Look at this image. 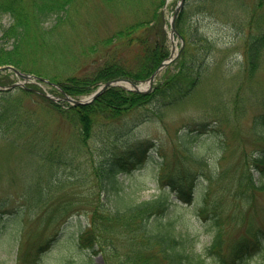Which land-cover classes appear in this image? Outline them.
Segmentation results:
<instances>
[{"label": "rangeland", "instance_id": "1", "mask_svg": "<svg viewBox=\"0 0 264 264\" xmlns=\"http://www.w3.org/2000/svg\"><path fill=\"white\" fill-rule=\"evenodd\" d=\"M178 1L132 0L129 6H120L86 0L87 6L80 7L79 23L62 29L61 40H57V45L75 52H82L91 44L97 51L90 56L101 62L113 49L107 50L104 40L117 28L141 17L150 18L153 26L160 19L168 52L173 47L178 56L180 48H185L189 74L195 78L183 101L163 107L157 117L153 102L134 109L125 119L99 117L91 136L83 142L75 137L76 124L37 95L24 92L21 86L8 91L0 89V105L14 104L10 110L16 116L14 132L7 135L0 129V264H24L25 260L27 264H49L47 259L52 262L57 255L62 257L60 264L103 263L102 253H95L89 261V251L59 246L68 237L76 238L87 226L96 195L102 191L97 188L93 166L101 158L100 148L108 144L107 134L110 153L145 141L152 143L137 168L119 175L120 193L130 201L151 198L167 187L159 182L161 154L165 156L164 166L172 174L190 173L182 177V182L183 189H189L191 195L184 199L177 189L175 197L180 203L177 214L185 223L178 225L196 235V243L209 234L205 214H211V210L221 213L225 245L234 241L247 223H264L263 192L242 189L236 195L237 178L245 170L257 178L253 159L264 148V141L254 128L256 117L264 116V49L254 66L249 64L246 51L249 35L258 29L255 26L264 28V0H184L175 26L185 32V39L169 35V17ZM1 22L9 23L7 17ZM196 27L204 39L196 38ZM154 31H158V26ZM0 44L9 47L10 42ZM127 50L118 49L114 57L133 68L135 61ZM89 61L87 57L82 65ZM174 68L170 65L168 70L173 72ZM18 80L12 71L0 70V85ZM36 85L43 92L55 94L46 82ZM184 129L197 131L199 136L188 143L190 147L185 146L187 150L179 136ZM208 135L215 137L212 146L205 143ZM49 155V160L44 157ZM212 171L214 176L208 179ZM203 187L209 210L200 209L197 204ZM115 198V194H110L109 206ZM105 249L108 263L118 264L116 261L124 253L123 242L119 241L117 253L110 244ZM260 261L257 259L256 264Z\"/></svg>", "mask_w": 264, "mask_h": 264}, {"label": "trees", "instance_id": "2", "mask_svg": "<svg viewBox=\"0 0 264 264\" xmlns=\"http://www.w3.org/2000/svg\"><path fill=\"white\" fill-rule=\"evenodd\" d=\"M99 1L102 5L132 4V0ZM224 1L226 0L214 2ZM82 4L86 7V0H0V40H2L0 42H10L9 47L0 44V65L12 64L22 71L45 76L58 85L51 87L55 94L61 95L65 92L77 96L90 92L100 82L111 78L127 77L134 81L145 78L168 55L161 20L156 19V24L153 26L148 17L128 22L105 38L107 50L110 47L113 49L112 54H107L101 62L98 58L90 56L97 51L91 44L82 52L57 45V40H61L62 37V29L79 23ZM4 17L9 21L5 25L1 22ZM251 22L256 21L251 19ZM155 26H158L156 32ZM255 27L258 29L249 35L246 47L251 66L255 65L260 52L264 49V28ZM177 28L185 39V32L180 27ZM194 30L196 38L204 39L197 27ZM124 47L135 61L133 68L114 57L118 49ZM184 49H181L177 58L170 64L175 65L174 71L170 72L168 70L170 65L167 66L162 72L161 81L156 83L152 91L145 94L110 86L90 103L81 105L65 103L62 106L31 88L22 87V90L37 95L51 109L73 121L76 124V139L79 136L77 140L85 142L91 136L99 117L106 120L122 117L125 119L134 109L150 102H153L154 115L157 117L158 111L163 107L181 103L183 95L191 89L195 78L189 74L190 67L185 60ZM81 54L84 57H81ZM87 57L90 61L83 66L82 63ZM174 87L177 89L173 91ZM14 107V104H9V107L0 105V129L3 130V134L8 135L11 131H15L16 116L10 110ZM263 117L261 114L256 117L254 128L264 141ZM143 119L145 118L142 117L141 120ZM192 131L194 130L184 129L179 133L186 150L185 146H189V142L199 137L197 131ZM212 136L208 135L205 138L206 145L215 144V137ZM107 140L108 144L100 148L101 158L93 166V176L97 188H101L102 193L98 192L96 195V202L88 216L85 229L76 238L68 237L63 240L60 248L79 247L87 250L89 261H92L95 253H102L104 259L101 264H109L108 256L103 254L106 251L105 246L110 244L117 253L119 241L124 244V253L116 261L118 264H256L257 259H261L260 264H264V223L259 226L251 222L247 223L244 231L227 245H225L220 212L211 210V214H205L209 234L201 242L196 243L199 240L196 235L180 228L185 223L184 218L177 214L180 203L175 197L176 190L179 189L180 197L188 199L191 192L189 189H183L182 177L190 173L183 176L172 174L167 166H164L163 154L159 157V182L161 185L166 183L167 187L162 188L153 197L140 201L124 198L120 193L122 183L119 175L137 168L145 159L152 143L145 141L136 147L110 153L107 151L109 134ZM114 140L115 136L111 141ZM44 157L49 160L50 155ZM253 163L255 166H252V169L257 172V178L253 177L249 169L245 170L237 178L238 194L236 195H239L242 189L249 190V193L253 189H258L264 194V148L255 153ZM211 169L213 170L212 167ZM213 176L214 172L209 173L207 178ZM192 179L193 176L188 180V188ZM110 194H115L116 198L109 206ZM197 196L200 209L209 210L206 187L200 189ZM42 197L44 198L43 195L41 199ZM53 257L56 258L52 262L47 259L49 264L62 262L61 256ZM24 264H27L26 260Z\"/></svg>", "mask_w": 264, "mask_h": 264}, {"label": "water", "instance_id": "3", "mask_svg": "<svg viewBox=\"0 0 264 264\" xmlns=\"http://www.w3.org/2000/svg\"><path fill=\"white\" fill-rule=\"evenodd\" d=\"M182 2H183V0H180V3L176 6L175 11L173 13V16H172V19H171V22H170V27H171L170 37H173L174 32L176 33V30L174 28V19H175V17L178 14L179 9L181 8V3ZM172 52L173 51L171 50V52L169 53L168 57L159 64V66L150 74V76L147 79L141 80V81H145L147 83L146 84V87L148 86L147 89L146 88L139 87L136 83L132 82L129 79H126V78H114L112 80H107V81L103 82L102 84H100L88 96H84V97H81V98H73V97L65 94L63 96V99H66V100L72 102L73 104H83V103H87V102L92 101L95 97H97L101 92H103L110 85H119L122 88L133 89V90H135L137 92H145V91H148V90H150L151 85H152V82L155 79V76L158 73L159 69L161 67H163V66H166L172 60V57H173L172 56ZM4 68H8V69L12 70L16 75H18L19 77L23 78L22 81H16V82L10 84L8 87L13 86L14 84L23 85V82L24 81L40 80V81H47V82H49L44 77L37 76V75L31 74V73H23V72L19 71L18 69H16L15 67H13L12 65L0 66V70L1 69H4ZM120 81L128 82L129 84L132 85V88H129L127 86H124L122 84H119ZM0 88H6V86H0ZM46 95L51 97V95H48V94H46ZM51 98H54V97H51Z\"/></svg>", "mask_w": 264, "mask_h": 264}, {"label": "bare ground", "instance_id": "4", "mask_svg": "<svg viewBox=\"0 0 264 264\" xmlns=\"http://www.w3.org/2000/svg\"><path fill=\"white\" fill-rule=\"evenodd\" d=\"M124 84L126 85V86H130L128 83H126V82H124Z\"/></svg>", "mask_w": 264, "mask_h": 264}]
</instances>
